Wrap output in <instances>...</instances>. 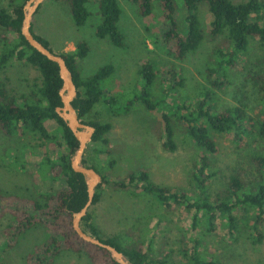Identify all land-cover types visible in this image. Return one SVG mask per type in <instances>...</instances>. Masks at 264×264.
<instances>
[{
	"label": "rangeland",
	"instance_id": "374dc122",
	"mask_svg": "<svg viewBox=\"0 0 264 264\" xmlns=\"http://www.w3.org/2000/svg\"><path fill=\"white\" fill-rule=\"evenodd\" d=\"M118 1L122 8L120 28L125 34L124 49H116L108 40L96 35L100 22L98 0L88 3L91 14L83 26L73 22L65 0H45L32 18V28L58 53L74 52L80 41H86L89 51L77 61L83 76L93 74L106 63H113L115 71L106 81L108 94L130 97L141 90L144 83L141 67L154 61L156 79L150 88L153 98L162 97L168 86L167 79L174 78V82L180 81L182 85H178V93L177 89L173 90L169 101L175 98L180 105L196 104L207 86L205 70L215 66L214 51L223 36L215 40L206 36L196 51L181 60L171 55L162 41L165 25L157 0L153 12L147 16L141 15L131 0ZM177 1L183 13V2ZM9 2L3 0L6 6ZM199 13L207 31L213 18L207 4H201ZM4 36L15 37L13 32L0 27V52ZM263 68L264 45L255 39L250 43L248 54H239L229 85L220 89L209 87L217 108L241 106L248 116H256L264 105V92L249 75ZM0 78L16 97L29 95L42 80L38 68L18 60L0 69ZM116 109L112 107V111ZM168 114L175 132V150L164 147L167 138L162 107L147 109L136 102L129 112L117 113L99 102L85 118L112 123L107 134L109 144L105 145L111 154L99 151L103 146L101 142L90 141L85 151L88 164L96 165L107 179L101 181L99 200L89 208L100 236L107 239L120 235L124 244L143 250L150 245L154 256L167 257L170 264H194L195 254H199L204 264H264V222L260 226L259 240L253 229V218L241 208L233 210L237 226L230 230L228 218L220 213L211 222L203 212L195 218L194 208L190 209L184 201L166 204L146 192L138 180L130 182L131 172L145 170L155 184L184 191L193 202L199 194L196 175L203 157L210 163L204 172L209 174L207 190L211 201L227 196L233 174L250 179L248 157L261 144L258 136L236 139L233 130L215 133L217 152H205L191 138L187 124L174 111ZM46 126L53 140L40 139L30 132L10 134L0 129V190L3 194L43 202L42 193L66 187V179L52 177L46 163L47 157L55 159L67 151L63 131L55 120H47ZM112 159L116 163L110 166ZM119 182H126L128 186L122 187ZM48 229L44 223L28 227L10 212L0 217L3 264H91L86 248L81 251L62 249L58 254L49 248L50 252L44 253L45 241L50 237Z\"/></svg>",
	"mask_w": 264,
	"mask_h": 264
},
{
	"label": "trees",
	"instance_id": "16d2710c",
	"mask_svg": "<svg viewBox=\"0 0 264 264\" xmlns=\"http://www.w3.org/2000/svg\"><path fill=\"white\" fill-rule=\"evenodd\" d=\"M27 1L10 0L6 6L3 0H0V27L15 35L14 39L8 36L3 37L0 69H6L16 60L25 61L38 68L42 80L29 95L23 94L16 97L10 93L5 82L0 78V129L10 134L30 132L40 139L53 140L54 137L49 134L46 121L55 120L63 131L67 151L55 159L47 157L46 163L52 177L66 179V187L42 193L43 202L36 198L7 196L0 190V217L10 212L28 227L36 223L46 224L50 237L45 241L44 253H49V248L55 249V254L62 249L81 251L86 248L91 264H120L108 249L84 240L72 227L73 214L80 211L88 200L86 178L82 173L74 171L71 166L79 141L56 112V106L62 105L59 94L62 79L57 63L34 49L22 34L24 6ZM131 1L141 15H150L154 10L155 0ZM65 2L73 22L78 26L85 25L91 14L88 8L90 0H65ZM157 2L165 25L161 38L174 57L184 59L189 53L199 48L206 36L213 40L223 36L221 44L214 51L215 66L207 67L205 70L207 86L200 93L203 97L198 98L196 104L189 102L188 105H180L175 98L172 102L169 101L174 94L173 90L177 89L178 85H182L180 81L174 82L173 78L167 79L168 86L164 89V95L153 98L150 88L156 79L154 61H148L141 67L140 72L144 80L141 90L135 91L130 97L108 94L106 81L115 71L113 63H106L93 74L83 76L78 69L77 61L87 55L89 47L86 41H80L76 51L60 53L72 70L78 87V95L73 104L82 121L95 125L97 128L91 142H101L103 146L99 151L110 154L111 150L106 149L105 145L109 144L107 134L112 128V123L85 119L99 102H104L111 112L117 113L129 112L136 102H140L147 109L162 107L167 138L164 147L170 150L176 149V142L171 115L168 111H174L187 124L191 138L205 152H217L215 133L233 130L236 139L258 136L261 144L253 149L248 157L247 164L251 168L250 179L246 180L241 175L233 174L229 181L227 196L215 201L210 200L207 190L209 174L204 172L210 164L207 157L201 160L202 166L196 175L199 194L193 202H190L191 197L184 191L155 184L149 172L145 170L131 172L129 178L130 182L138 180L146 192L153 194L161 202L170 204L172 201H184L190 209L194 208L195 218L199 212H203L211 222L213 217L220 213L228 218L230 230L237 226V218L233 215V210L236 207L241 208L246 215L250 214L253 218V229L260 240V226L264 222V105L254 117L248 116L247 111L241 106L218 109L209 87L220 89L228 86L231 72L238 64L239 54H248L250 43L255 39L264 45V0H247L240 3L233 0H182L183 13L177 0H157ZM203 3L207 4L213 16L207 31L203 27L199 13ZM98 6L100 22L96 26V35L108 40L114 48L124 49L126 41L125 34L120 28L122 8L119 1L98 0ZM37 37L50 47L46 39L39 35ZM249 78L264 92V68L250 74ZM113 106L117 108L114 111H112ZM83 163L99 171L103 176L102 182L107 181L96 165L88 164L85 154ZM115 163L114 159L109 160L110 166ZM102 182L97 186L93 204L100 198ZM118 184L122 187L128 186L126 182ZM44 210H47V213H44ZM81 224L92 235L122 251L133 264H170L167 257L154 256L150 245L147 250L126 245L120 235L103 239L90 210L83 217ZM192 259L194 264L205 263L199 254L193 255ZM0 264H3L2 259Z\"/></svg>",
	"mask_w": 264,
	"mask_h": 264
},
{
	"label": "water",
	"instance_id": "95a60500",
	"mask_svg": "<svg viewBox=\"0 0 264 264\" xmlns=\"http://www.w3.org/2000/svg\"><path fill=\"white\" fill-rule=\"evenodd\" d=\"M44 1L45 0H28L25 4L22 34L34 49L57 63L59 75L62 79V87L59 91L62 105L56 106V112L61 118H63L79 141L78 149L71 160V166L74 171L82 173L85 176L88 200L80 211L73 214V228L84 240L108 249L115 260L120 264H133L130 259L114 245L104 242L101 238L92 235L82 227V219L88 213L90 206L93 204L97 186L103 179V176L99 171L94 167L87 166L83 163V157L87 145L92 140L97 128L95 125L83 122L77 108L73 104L74 99L78 95V87L74 81L73 72L68 66L65 57L46 46L32 29V18Z\"/></svg>",
	"mask_w": 264,
	"mask_h": 264
}]
</instances>
